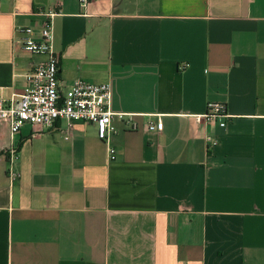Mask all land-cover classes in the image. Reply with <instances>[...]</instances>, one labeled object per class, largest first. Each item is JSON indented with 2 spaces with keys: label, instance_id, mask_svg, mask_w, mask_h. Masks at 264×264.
Returning a JSON list of instances; mask_svg holds the SVG:
<instances>
[{
  "label": "crops",
  "instance_id": "crops-1",
  "mask_svg": "<svg viewBox=\"0 0 264 264\" xmlns=\"http://www.w3.org/2000/svg\"><path fill=\"white\" fill-rule=\"evenodd\" d=\"M51 11L61 88L109 83L122 117L108 143L0 121V264H264V0H0L2 99Z\"/></svg>",
  "mask_w": 264,
  "mask_h": 264
},
{
  "label": "built area",
  "instance_id": "built-area-1",
  "mask_svg": "<svg viewBox=\"0 0 264 264\" xmlns=\"http://www.w3.org/2000/svg\"><path fill=\"white\" fill-rule=\"evenodd\" d=\"M91 0H78L81 9H86ZM56 16L54 11L45 13V20L38 30L32 27L17 29L20 34L18 43L25 52L43 56L39 62L25 76V87L16 99L4 100L0 97V121L7 123L11 133L18 132L23 126L29 125L41 131L54 129L59 120L69 124L74 122L92 123L96 127L100 141L108 143L109 134L113 132L110 111L111 86L109 83L93 84L76 80L67 89H62L58 78L59 55L53 49V23ZM229 118L224 104L209 103L206 106L204 119L219 121L220 127L225 126L222 119ZM161 122H149L150 132H160ZM111 160H114L115 150L108 149ZM12 159L16 158L15 151L10 152ZM11 180L17 178L10 174Z\"/></svg>",
  "mask_w": 264,
  "mask_h": 264
}]
</instances>
